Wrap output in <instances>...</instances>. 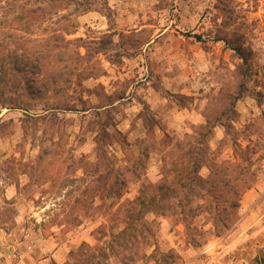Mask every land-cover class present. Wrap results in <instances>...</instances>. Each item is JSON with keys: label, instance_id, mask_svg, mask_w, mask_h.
Returning a JSON list of instances; mask_svg holds the SVG:
<instances>
[{"label": "rangeland", "instance_id": "1", "mask_svg": "<svg viewBox=\"0 0 264 264\" xmlns=\"http://www.w3.org/2000/svg\"><path fill=\"white\" fill-rule=\"evenodd\" d=\"M0 264H264V0H0Z\"/></svg>", "mask_w": 264, "mask_h": 264}, {"label": "trees", "instance_id": "2", "mask_svg": "<svg viewBox=\"0 0 264 264\" xmlns=\"http://www.w3.org/2000/svg\"><path fill=\"white\" fill-rule=\"evenodd\" d=\"M37 1H35L33 4V6L29 7V8H26V10L31 13L32 15H36L38 12H40L42 10L41 6L38 5V3L36 4ZM88 9V8H87ZM42 12H46L47 13V10H43ZM236 50H238V48H235ZM239 51V50H238ZM241 53V52H239ZM69 107H73V106H69ZM56 109H59V107H56ZM64 109H73V108H64ZM108 112V111H107ZM105 112L104 114L106 115L105 116V120L102 122L101 126H102V133H101V142L103 141H110L111 137L112 138H115L116 136H122V132H120V130L116 129L114 127V124H111L109 123V114ZM113 127V131H109L107 130L108 127ZM109 131V132H108ZM97 144H99L97 142ZM101 147V144L98 146V149ZM234 207V205H232ZM224 210H226V207L224 208Z\"/></svg>", "mask_w": 264, "mask_h": 264}]
</instances>
